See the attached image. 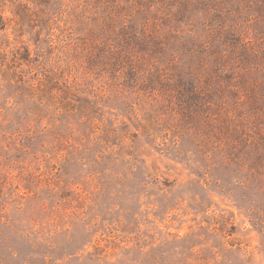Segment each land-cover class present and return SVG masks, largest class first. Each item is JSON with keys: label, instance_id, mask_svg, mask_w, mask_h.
<instances>
[{"label": "rangeland", "instance_id": "obj_1", "mask_svg": "<svg viewBox=\"0 0 264 264\" xmlns=\"http://www.w3.org/2000/svg\"><path fill=\"white\" fill-rule=\"evenodd\" d=\"M0 264H264V0H0Z\"/></svg>", "mask_w": 264, "mask_h": 264}]
</instances>
